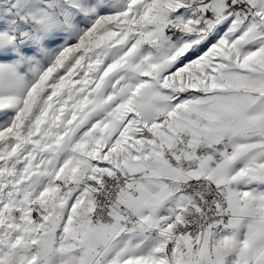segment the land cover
Segmentation results:
<instances>
[{
    "label": "snow or ice",
    "instance_id": "6c2138e0",
    "mask_svg": "<svg viewBox=\"0 0 264 264\" xmlns=\"http://www.w3.org/2000/svg\"><path fill=\"white\" fill-rule=\"evenodd\" d=\"M0 264H264V0H0Z\"/></svg>",
    "mask_w": 264,
    "mask_h": 264
}]
</instances>
